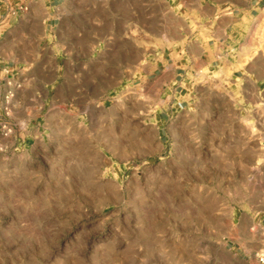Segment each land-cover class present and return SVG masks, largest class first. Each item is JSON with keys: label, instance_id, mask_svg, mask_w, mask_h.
I'll use <instances>...</instances> for the list:
<instances>
[{"label": "rangeland", "instance_id": "1", "mask_svg": "<svg viewBox=\"0 0 264 264\" xmlns=\"http://www.w3.org/2000/svg\"><path fill=\"white\" fill-rule=\"evenodd\" d=\"M0 46V264L259 262L264 3L9 0Z\"/></svg>", "mask_w": 264, "mask_h": 264}, {"label": "crops", "instance_id": "2", "mask_svg": "<svg viewBox=\"0 0 264 264\" xmlns=\"http://www.w3.org/2000/svg\"><path fill=\"white\" fill-rule=\"evenodd\" d=\"M257 4H263L264 0H256ZM9 35V0H0V36H8ZM4 42V40H3ZM2 50H4L3 46H0V68L3 67V71H7L9 69V52L7 54H3ZM0 79V83L6 81V79ZM1 85V84H0ZM254 264H261L256 261Z\"/></svg>", "mask_w": 264, "mask_h": 264}, {"label": "built area", "instance_id": "3", "mask_svg": "<svg viewBox=\"0 0 264 264\" xmlns=\"http://www.w3.org/2000/svg\"><path fill=\"white\" fill-rule=\"evenodd\" d=\"M259 262H260L261 264H264V255H261V256L259 257Z\"/></svg>", "mask_w": 264, "mask_h": 264}]
</instances>
